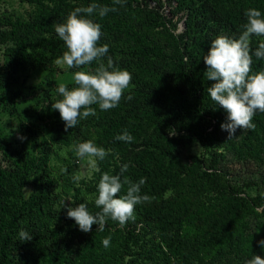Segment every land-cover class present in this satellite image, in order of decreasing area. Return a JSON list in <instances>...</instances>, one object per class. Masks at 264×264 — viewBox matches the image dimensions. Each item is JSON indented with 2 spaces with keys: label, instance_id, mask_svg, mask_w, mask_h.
Listing matches in <instances>:
<instances>
[{
  "label": "trees",
  "instance_id": "1",
  "mask_svg": "<svg viewBox=\"0 0 264 264\" xmlns=\"http://www.w3.org/2000/svg\"><path fill=\"white\" fill-rule=\"evenodd\" d=\"M18 1L31 9L27 18L0 15L5 59L0 65V110L5 111L1 103L7 101L3 94L20 90L17 73L44 70L53 76V64L66 51L54 25L92 3L117 8L103 18H88L101 25L99 45H108L107 56L116 68L131 73L132 81L118 107L101 111L93 105L96 115L75 128L65 131L60 117L51 127L44 143L48 152L50 146L68 148L92 140L109 153L97 162L99 171L83 189L74 185L70 169L62 178L54 177L46 154L41 160L0 129V264H245L253 255L264 258L259 244L264 233L252 243L242 232L248 224L247 232L255 235L259 229L252 217L264 211V190L255 195L248 190L264 185V175L238 184L221 165L227 146L237 161L264 165V113L253 117L254 129H238L228 138L220 127L227 114L207 93L214 81L204 75L203 62L217 36L238 38L249 8L264 16V0H175L171 17L163 12L162 0ZM179 12L185 15L181 33L173 22ZM251 46H258V38H252ZM96 67L95 62L88 66ZM252 70H264V60L253 57ZM125 129L134 138L131 143L115 139ZM193 141L201 147L200 155L181 157L179 147ZM73 153L67 152L69 158ZM124 164L129 167L121 178L134 183L146 178L141 195L156 199L137 205L135 219L123 228L109 220L102 232L96 225L81 232L66 209L86 203L91 213L99 211L89 197H94L100 176L119 175ZM61 184L72 191L71 206L59 196ZM169 190L173 194L165 198ZM21 230L32 239L20 240ZM146 234H155L156 252L148 247ZM109 236L110 246L104 248L102 240Z\"/></svg>",
  "mask_w": 264,
  "mask_h": 264
},
{
  "label": "clouds",
  "instance_id": "2",
  "mask_svg": "<svg viewBox=\"0 0 264 264\" xmlns=\"http://www.w3.org/2000/svg\"><path fill=\"white\" fill-rule=\"evenodd\" d=\"M114 2L120 4L121 0ZM110 11L115 12L117 8L92 3L87 7L75 8L63 23L54 25L56 35L66 48L55 61L57 65L68 69H82L94 62L97 64L94 70L72 72L70 83L74 87L69 88L68 83H60L56 87L59 98L51 104V108L59 113L65 131L75 128L81 120L95 116L96 109L93 105H97L101 111L118 107L125 90L130 87L131 73L114 66L112 58L107 56L108 45H99L101 25L88 18L93 14L103 18ZM244 15L246 23L242 25L238 38L217 36L211 42L207 55L203 57L207 68L204 75L207 80L214 81L206 90L211 101L227 114L220 127L228 133V138L233 137L238 129H254L253 117L258 112L264 113V70H252L253 57L264 60V16L255 8H249ZM253 37L258 38L255 49L251 46ZM115 139L131 143L134 138L125 129ZM69 151L82 160L87 158L97 171V162L103 161L109 154L92 140L73 144L62 154ZM128 167L127 164L121 166L119 175L105 172L100 176L94 197H89L99 211L91 213L86 203L66 209L67 218L72 219L81 232L91 231L93 225L97 226L96 231L102 232L109 220L123 228L128 221L135 219L137 205L151 203L156 199L141 195V187L146 183V178H140L135 183L127 177L121 178ZM125 186L126 194L121 196ZM172 194L169 190L165 193V198ZM18 236L22 241L32 239V235L24 230ZM110 243V236L102 240L104 248H108ZM259 244L264 247V240ZM245 264H264V258L253 255Z\"/></svg>",
  "mask_w": 264,
  "mask_h": 264
},
{
  "label": "rangeland",
  "instance_id": "3",
  "mask_svg": "<svg viewBox=\"0 0 264 264\" xmlns=\"http://www.w3.org/2000/svg\"><path fill=\"white\" fill-rule=\"evenodd\" d=\"M173 1L175 0H162L163 12L169 17L173 12ZM148 5L154 6V2H148ZM31 13V9L24 3H20L18 0H0V15H13L23 19L27 18ZM185 15L184 12H179L175 15L173 22L176 24V32L181 33L184 30L182 23ZM5 63V59L2 56V48L0 46V65ZM52 70H54L53 76L48 75V71H25L17 73L14 79L18 80L21 84L19 92L11 94L10 91L3 94L7 101L1 103L4 106V110H0V129L7 137L9 141H16L18 145L27 147L30 151H33L41 160L46 158V164L49 171L54 177H61L66 172V169H70L71 176L74 179L75 186H81L89 183L92 179V174L96 168L85 159H80L73 153L72 158H69L68 154H62L65 152L63 146H50L49 152L45 148V141L52 133V128L58 121L59 113L51 108V104L58 98V94L54 90L55 86L60 83H70L71 73L77 70H90L87 68L82 69H68L65 66H59L56 63L53 64ZM14 87V86H13ZM228 135L227 132H225ZM202 149L196 141H193L189 146L179 147L178 152L181 157L187 155L199 156ZM223 159L221 165L226 168L233 180L240 184V180L245 178H254L259 175H264V165L257 166L254 163H246L237 161L227 146L222 150ZM264 185L255 184L248 190L250 195L257 193L262 194ZM61 200L68 206H71L72 191L66 184H61L58 189ZM252 217V221H256L259 225V230L254 235L252 232H247V228H243V237L246 235L252 237V243L257 241L264 233V211L258 210L257 215ZM230 227L233 225L229 224ZM240 225V222H239ZM238 240L240 242V228H238ZM232 230V229H231ZM246 231V232H245ZM155 234H146L144 239L147 240L148 247L156 252L157 251V239ZM237 235L235 234L234 237ZM244 240V238H242Z\"/></svg>",
  "mask_w": 264,
  "mask_h": 264
}]
</instances>
